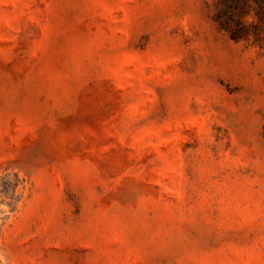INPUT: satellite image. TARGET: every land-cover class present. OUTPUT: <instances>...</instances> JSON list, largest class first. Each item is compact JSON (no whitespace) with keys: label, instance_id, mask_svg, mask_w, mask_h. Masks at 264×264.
Wrapping results in <instances>:
<instances>
[{"label":"rangeland","instance_id":"obj_1","mask_svg":"<svg viewBox=\"0 0 264 264\" xmlns=\"http://www.w3.org/2000/svg\"><path fill=\"white\" fill-rule=\"evenodd\" d=\"M0 264H264V0H0Z\"/></svg>","mask_w":264,"mask_h":264}]
</instances>
